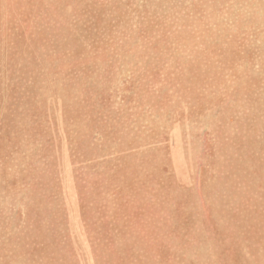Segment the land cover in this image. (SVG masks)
<instances>
[{
	"label": "rangeland",
	"instance_id": "obj_1",
	"mask_svg": "<svg viewBox=\"0 0 264 264\" xmlns=\"http://www.w3.org/2000/svg\"><path fill=\"white\" fill-rule=\"evenodd\" d=\"M0 264H264V0H0Z\"/></svg>",
	"mask_w": 264,
	"mask_h": 264
}]
</instances>
